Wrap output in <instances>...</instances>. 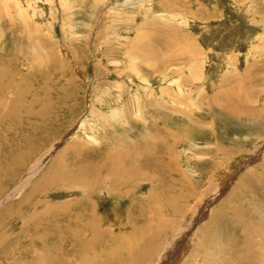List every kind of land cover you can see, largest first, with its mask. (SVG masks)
Instances as JSON below:
<instances>
[{
  "label": "rangeland",
  "instance_id": "1",
  "mask_svg": "<svg viewBox=\"0 0 264 264\" xmlns=\"http://www.w3.org/2000/svg\"><path fill=\"white\" fill-rule=\"evenodd\" d=\"M2 72L0 264L30 259L23 248L37 232L18 231L36 201L79 196L78 184L29 194L42 174L56 175L53 160L78 171L94 162L101 173L121 137L130 147L146 138L164 166L130 198L155 179L164 191L143 215L131 207L129 221L133 198H96L114 246L116 237L142 244L144 235L126 238L152 221L146 236L157 243L146 264H258L251 255L264 254V112L253 122L237 109L264 103V0H0ZM17 92L15 116L4 114ZM176 192L182 213L167 203ZM245 238L261 243L247 249ZM106 239L98 251L111 246Z\"/></svg>",
  "mask_w": 264,
  "mask_h": 264
},
{
  "label": "bare ground",
  "instance_id": "2",
  "mask_svg": "<svg viewBox=\"0 0 264 264\" xmlns=\"http://www.w3.org/2000/svg\"><path fill=\"white\" fill-rule=\"evenodd\" d=\"M3 75L4 73L2 72V74H0V106L6 104L5 103L6 98L4 99V97L2 96L3 89H7L6 85H3L1 81L2 79L1 77ZM15 94L16 93H14V95ZM20 95L21 94L17 92L16 96L14 97V100L12 99L10 101L8 100L9 102L7 105V109L6 108L3 109L4 114L7 113L10 116H15L14 113H16V109H17L16 106L18 104H21L20 103L21 101L19 99ZM27 111L30 110L27 109ZM16 118L18 119V117ZM151 138L149 140H152ZM141 139L146 140V138H141ZM141 139L140 141H142ZM122 140H124L123 137L118 138L116 142L117 149L116 150L113 149L112 155H109L107 151L104 159L100 161L101 170H102L101 173L100 172L98 173L94 162H90V163L84 162L85 163L84 166H80L79 164L78 166H80V169L78 171L73 167L64 169L63 163L64 164L66 163L63 161L62 162L57 161L59 159L58 157L53 160V162L56 161L54 165H57V170L59 172L56 171V169H54L56 175L43 176L42 174L40 179H38L34 183V186L32 185L33 187L32 186L30 187L29 194L32 195L33 193L38 192L40 195V193L44 192L46 189L55 188L60 185L73 186L75 184H78V186L81 187L82 190L81 192H79L78 197L68 198L62 203L36 201L32 205L33 211L29 215V219H30L29 222L24 224L22 229L18 231L19 237L26 235L28 230L30 232H32L33 230L37 232V233H31L32 235L29 237L28 247L23 248V251L31 252L30 255L31 257L27 261H20V262L16 261L13 264H70L71 256L69 257V255L74 256L75 260L79 261L80 264H106L107 257L110 258V261H107L109 262L108 264H146L149 261L150 259L149 252L153 248H155L153 246L157 243V238L155 236L156 234L146 236L147 234L146 230L149 228V227L146 228V226H149V224H151L152 221H148L143 226H139V227L137 226V228L132 230L129 233V236H127L126 240L129 238L128 240L134 241L135 239L136 242L137 236L144 235L145 238L139 237L143 241L142 244L136 243L137 246L124 244L122 243L124 240H122V242H119L117 237L116 240L118 241V243H116L117 242L116 241L115 242L116 245L114 246L113 236L107 237L105 234L106 232H104V230L102 229L103 227L101 228L102 217L100 216L98 211L100 209V206L99 205L97 206L96 204V202L98 201V200L96 201V198L101 193L113 195V198L115 199L124 198L123 196L126 195H128V198H130L132 194L136 193L132 191L134 188H136L137 191L136 185L138 183L146 181L147 176H151V175L161 176V171L164 167L162 166V156L152 153L151 151L152 149L150 147L152 145L149 146V144L140 141L137 142L129 141L130 144L132 143V147H130L129 144L126 142L125 144L122 145L121 143ZM152 143L154 144L153 141ZM73 161H74V157L70 161L71 163L70 166H72ZM38 167L39 166L37 164L36 167L33 169V173L36 172ZM87 169L90 171L85 172V170ZM147 169H150V173L146 175L145 172ZM181 179L182 180L179 183L180 186L181 185L185 186L183 189L189 190V188L191 187V182L184 178ZM152 182L153 183L155 182L156 185L151 186V188L147 191V194L145 195L139 194L132 197L133 201L128 205L127 212L125 213L127 221H129L133 216L131 215L129 210L131 207L138 209V213L139 214L141 213L143 215L147 210L145 204L150 202L154 204L157 200L158 193H162V191H164L163 189L158 190V185L160 182L159 180L155 179ZM103 184L105 185L104 187H102ZM101 187L106 190H100ZM176 193H173V195H171L168 198L167 203L169 205V208L173 212L176 211L182 213L183 210L179 211L180 200H178L182 192L177 193L178 195ZM186 194H188V192ZM38 203H42V204H38ZM151 216L154 217L155 215L151 214ZM160 219L166 220L167 217L163 216ZM214 219H216V215H214ZM214 219L212 220V222L214 221ZM163 222L165 223V221ZM257 224L252 223V225L249 224V226L250 228L252 227L258 229L259 225ZM25 227L26 229H24ZM39 230H42V232H40ZM105 238H107L106 240L108 241V243H110L109 245L111 246H109V248L105 247L106 248V249L104 248L105 250L101 249L100 251H98V245L99 244L101 245L102 244L101 242H103ZM245 239H246L245 246L248 247L247 249H252L254 244L259 245L261 243V241L259 242L255 241L250 243L247 240V238ZM44 244L46 245L45 248L41 247ZM261 245L264 246V242ZM11 246L12 245H10L8 248H4V251L6 249L5 252H7ZM102 247H104V245H102ZM244 249L242 250L244 251ZM43 251H46L45 257H42V254L44 255ZM116 251H118L117 254H115ZM119 254L120 256H118ZM251 256L255 258L259 257L260 259L257 262L258 264H262L261 261H263L264 258L261 259V256L264 257V254H262L261 252H257L255 254H252ZM248 260L250 262L251 259L249 258L246 261ZM232 263H234V261H232ZM238 263L236 262V264ZM242 264L244 263L242 262Z\"/></svg>",
  "mask_w": 264,
  "mask_h": 264
},
{
  "label": "crops",
  "instance_id": "3",
  "mask_svg": "<svg viewBox=\"0 0 264 264\" xmlns=\"http://www.w3.org/2000/svg\"><path fill=\"white\" fill-rule=\"evenodd\" d=\"M237 112L243 114V116H245L244 114H246V113L249 114L250 115L249 116L250 117L249 120H251V121H253L254 119L258 120L257 117L260 116L264 112V103L260 107L254 108L253 110H251L250 113L246 112V111H245V113L244 112L242 113V111L239 110V109H237ZM256 115H257V117H256ZM235 116H237V115H235ZM243 116H237V117L241 118Z\"/></svg>",
  "mask_w": 264,
  "mask_h": 264
}]
</instances>
